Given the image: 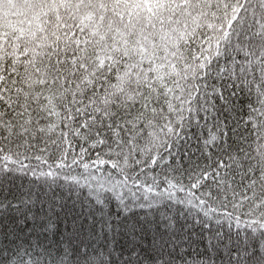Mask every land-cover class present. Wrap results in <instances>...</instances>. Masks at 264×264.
<instances>
[{
  "label": "snow or ice",
  "instance_id": "6c2138e0",
  "mask_svg": "<svg viewBox=\"0 0 264 264\" xmlns=\"http://www.w3.org/2000/svg\"><path fill=\"white\" fill-rule=\"evenodd\" d=\"M0 264H264V0H0Z\"/></svg>",
  "mask_w": 264,
  "mask_h": 264
}]
</instances>
